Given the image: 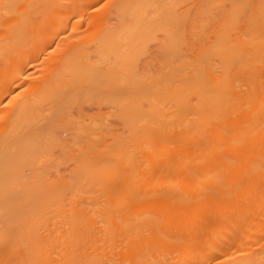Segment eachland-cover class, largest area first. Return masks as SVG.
Here are the masks:
<instances>
[{"label": "bare ground", "instance_id": "obj_1", "mask_svg": "<svg viewBox=\"0 0 264 264\" xmlns=\"http://www.w3.org/2000/svg\"><path fill=\"white\" fill-rule=\"evenodd\" d=\"M0 264H264V0H0Z\"/></svg>", "mask_w": 264, "mask_h": 264}, {"label": "rangeland", "instance_id": "obj_2", "mask_svg": "<svg viewBox=\"0 0 264 264\" xmlns=\"http://www.w3.org/2000/svg\"><path fill=\"white\" fill-rule=\"evenodd\" d=\"M111 23H115V20H112ZM160 50H161V48H160L158 45H153V46H151L152 57L156 56L157 53L160 52ZM117 127H118V128H121V125H120V124H117ZM61 133H62V136H63L65 139H67V138L69 137L68 132L62 130Z\"/></svg>", "mask_w": 264, "mask_h": 264}]
</instances>
